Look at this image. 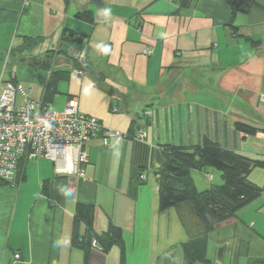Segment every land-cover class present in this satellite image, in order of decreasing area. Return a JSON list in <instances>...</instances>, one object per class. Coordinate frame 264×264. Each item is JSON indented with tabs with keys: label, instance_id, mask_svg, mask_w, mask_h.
I'll use <instances>...</instances> for the list:
<instances>
[{
	"label": "crops",
	"instance_id": "1",
	"mask_svg": "<svg viewBox=\"0 0 264 264\" xmlns=\"http://www.w3.org/2000/svg\"><path fill=\"white\" fill-rule=\"evenodd\" d=\"M259 5L231 23L226 0H193L187 8L173 0H0V71L25 37L42 54L82 35L89 46L84 74L71 72L58 94H66L65 108L77 98L81 113L123 134L110 147L102 137L87 145L84 180L58 174L42 158L20 164L17 186L0 181V264H122L118 247L92 249L86 258L73 246L78 204L96 207L98 234L110 224L123 230L125 264H185L184 253L179 260L173 250L198 236L199 220L187 208L160 210L156 172L168 148L194 150L205 138L264 163V2ZM86 11L93 22L78 17ZM61 63L60 70L70 67ZM5 70L0 78L8 79ZM48 80L47 72L40 89H31L35 98ZM237 123L258 133L238 131ZM193 171L200 191L223 183L213 169L195 170L200 177ZM248 179L264 190V168ZM209 240L232 264L264 260V192Z\"/></svg>",
	"mask_w": 264,
	"mask_h": 264
},
{
	"label": "trees",
	"instance_id": "2",
	"mask_svg": "<svg viewBox=\"0 0 264 264\" xmlns=\"http://www.w3.org/2000/svg\"><path fill=\"white\" fill-rule=\"evenodd\" d=\"M173 1L181 8H187L193 0ZM226 2L231 10V23H233L238 15L248 13L252 8L260 6V2L264 0H226ZM78 17L88 22L94 21V14L91 11L80 13ZM81 37L82 35L69 38L57 49L46 51L38 56L32 55V49L37 47L36 40L25 37L23 44L18 47L19 59L30 56L32 66L49 73V80L43 91V101L46 104H52L58 94V83L67 79L72 72V70L58 69L62 64L61 61L69 63L75 72L82 71L84 74L86 60L84 63H79L69 56L73 48L80 49L82 45L88 44V40H85L86 38L82 40ZM6 62L8 66L9 57ZM235 127L238 131L249 135L258 133V129L246 124L237 123ZM257 167L264 168V163L225 149L209 138H205L203 143L194 150L175 147L166 150L164 162L156 172L160 210L175 209L180 212V209L187 208V212L199 220L198 236L181 244L185 264H212L207 255L210 233L237 222L238 212L259 199L264 192L263 188L248 179L251 171ZM208 169L219 171L223 183L200 191L191 176V171ZM95 219L94 205H77L72 235L73 246L83 249L86 258L93 249L94 241L104 253H109L113 248L118 247L121 251V263L125 264L126 247L123 230L110 224L107 231L98 234L94 227ZM183 220L182 217V222ZM83 226L85 231L82 233ZM254 264H264V260H258Z\"/></svg>",
	"mask_w": 264,
	"mask_h": 264
},
{
	"label": "built area",
	"instance_id": "3",
	"mask_svg": "<svg viewBox=\"0 0 264 264\" xmlns=\"http://www.w3.org/2000/svg\"><path fill=\"white\" fill-rule=\"evenodd\" d=\"M88 48V44L73 48L69 56L84 63ZM151 53L146 51L147 55ZM76 74L82 76L83 72ZM260 100L264 103V94ZM122 135L118 130L106 128L99 119L81 113L77 98L64 111H55L43 101V95L35 98L15 74L8 79L0 78V181L5 184L17 186L20 164L42 158L51 160L58 174L84 180L90 158L87 145L102 137L103 145L110 147V140ZM143 138L141 134L140 139ZM92 247L102 251L96 241ZM15 257L20 259L19 254Z\"/></svg>",
	"mask_w": 264,
	"mask_h": 264
},
{
	"label": "rangeland",
	"instance_id": "4",
	"mask_svg": "<svg viewBox=\"0 0 264 264\" xmlns=\"http://www.w3.org/2000/svg\"><path fill=\"white\" fill-rule=\"evenodd\" d=\"M2 45V44H0ZM17 50H18V44L15 43L14 45V50L13 52L10 53V59H9V65H8V68L4 71L5 72V77L8 78L10 75L12 74H15L17 78H20L22 81V84H36L35 86L34 85H28L29 89L31 90L32 88L35 89V90H39L40 89V81L42 79H44V77L47 75V71L44 70V69H38L37 67H34L30 64V60L31 57H23V58H26L27 61L25 62H21L20 59L17 57ZM33 56H38L40 54H35L34 52L32 53ZM6 57V56H5ZM4 69V66L1 68V71L0 73L3 71ZM76 69V68H74ZM67 70H71V68L67 67ZM74 73V70L72 69V74ZM25 80L29 81V82H26ZM68 84V81H62L60 83V85L58 86L59 89H61L62 91H66L64 90L65 87L67 86ZM26 86V85H25ZM66 97V94H63V93H60L58 94V97H56L55 101H53V104L51 105V107L55 110V111H64L65 109V106H64V102H65V98ZM212 170V169H210ZM213 172L215 173H218L220 175V172L213 169ZM193 174H195L196 177H200L201 173L197 172V171H193ZM220 177L219 178H216V182L215 183H221L220 182ZM219 180V181H218ZM200 187L202 186L199 185ZM204 187V186H203ZM190 227V224L188 223L187 221V227ZM215 244L213 243V241L209 240V250H208V258H211L213 259L214 261H217V263L219 264H232V261H231V255L228 254L227 257H224V256H217L216 253H214V248H215ZM230 248H234V244L231 243L230 245ZM216 251V250H215ZM176 253L178 254V257H179V260L180 258L182 259V254H183V251L181 248L179 247H175L174 250H173V254L176 256ZM229 256V257H228ZM244 259L241 258V263L243 262Z\"/></svg>",
	"mask_w": 264,
	"mask_h": 264
},
{
	"label": "water",
	"instance_id": "5",
	"mask_svg": "<svg viewBox=\"0 0 264 264\" xmlns=\"http://www.w3.org/2000/svg\"><path fill=\"white\" fill-rule=\"evenodd\" d=\"M20 61H21V62H25V61H27V60H26V58H21Z\"/></svg>",
	"mask_w": 264,
	"mask_h": 264
}]
</instances>
